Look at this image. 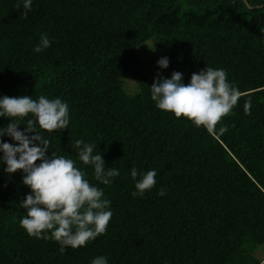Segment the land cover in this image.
Wrapping results in <instances>:
<instances>
[{"label":"trees","instance_id":"16d2710c","mask_svg":"<svg viewBox=\"0 0 264 264\" xmlns=\"http://www.w3.org/2000/svg\"><path fill=\"white\" fill-rule=\"evenodd\" d=\"M246 2L32 0L25 19L23 0H0V97L68 104V128L37 125L50 141L46 155L73 159L112 212L105 234L61 252L54 239L20 226L30 189L22 171L8 174L0 161V264H91L98 256L108 264H264V0ZM42 33L51 46L37 53ZM151 38L184 84L212 67L243 93L215 134L156 108L155 78L137 51ZM10 122L0 117V128ZM77 139L119 170L111 184L79 161ZM0 141L16 144L7 135ZM132 168L155 169V187L134 197Z\"/></svg>","mask_w":264,"mask_h":264},{"label":"clouds","instance_id":"9594fccd","mask_svg":"<svg viewBox=\"0 0 264 264\" xmlns=\"http://www.w3.org/2000/svg\"><path fill=\"white\" fill-rule=\"evenodd\" d=\"M31 6L32 0H23L25 19ZM50 46L47 34L42 33L33 51L39 53ZM157 65L161 69L167 68L168 58L159 59ZM150 89L157 109L172 113L177 119L183 117L211 134L216 133V125L230 114L243 95L228 81L224 69L212 67L193 73L187 84L182 82L180 72H173L170 78H163L158 73ZM244 110L246 114H251L250 99L245 101ZM30 114L35 119H28L24 130H19V120ZM0 117L11 118L6 127L0 128V137L7 135L16 142L13 145L0 141V153H3L0 161L6 165L4 171L8 174L22 171V183L30 189V194L20 204L26 210L20 226L27 234L38 239H54L61 246V252L69 247H84L89 241L105 234L112 217L109 210L111 201L104 198L102 189L85 178V172L73 159L54 152L51 157L47 156L50 141L36 130L37 125L49 133L68 128V104L58 97L48 99L43 95L37 100L32 96H2ZM227 130V126H223L219 133ZM73 146L78 150L79 161L93 167L99 183L109 185L113 178L119 176L118 169L105 168L101 153L95 152L97 145L77 139ZM130 175L135 181L134 197L142 196L156 185L155 169L140 174L132 168ZM157 194L164 196L166 193L161 188ZM48 232L50 236L45 234ZM91 264H108V260L98 256L91 260Z\"/></svg>","mask_w":264,"mask_h":264},{"label":"rangeland","instance_id":"374dc122","mask_svg":"<svg viewBox=\"0 0 264 264\" xmlns=\"http://www.w3.org/2000/svg\"><path fill=\"white\" fill-rule=\"evenodd\" d=\"M137 51L139 52L141 57L144 59V63L146 65H149V66H147V67H149V69H147V71H148L147 74L150 77L157 78L158 73L163 78H170L171 77L170 72L166 68L161 69L157 65V61L159 59H161V54H160V51L155 44L154 39H152V38L148 39L145 42L138 45ZM145 57H147V59ZM129 82H130L129 84L131 85V80H129ZM260 252H257L256 255L261 258L263 253L261 254Z\"/></svg>","mask_w":264,"mask_h":264},{"label":"water","instance_id":"95a60500","mask_svg":"<svg viewBox=\"0 0 264 264\" xmlns=\"http://www.w3.org/2000/svg\"><path fill=\"white\" fill-rule=\"evenodd\" d=\"M244 2L247 4L246 0H244ZM248 5V4H247Z\"/></svg>","mask_w":264,"mask_h":264}]
</instances>
